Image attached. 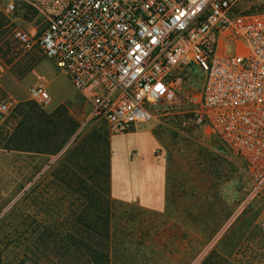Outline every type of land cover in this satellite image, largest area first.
I'll return each instance as SVG.
<instances>
[{
  "label": "rangeland",
  "instance_id": "1",
  "mask_svg": "<svg viewBox=\"0 0 264 264\" xmlns=\"http://www.w3.org/2000/svg\"><path fill=\"white\" fill-rule=\"evenodd\" d=\"M12 2L14 9L7 11ZM27 5L31 6L22 0H0V13L5 17L0 40V102L10 104L0 129L12 133L23 123L29 147V151H19L0 145V217L38 182V190L44 189L51 167L74 138L84 140L93 129L102 128L109 138L110 165L120 196L151 193L161 168L166 179V200L160 210L114 198L119 205L111 218L113 264H200L214 249L227 260L224 264H264L260 227L264 185L255 188L250 183L243 160L211 130L180 125L182 119L191 117L186 95L200 86L204 71L194 64L186 66L184 84L177 94L179 103L165 108L158 104L162 109L151 122L114 133L103 121H86L88 102L38 46L31 50L20 46L17 30L33 29L40 35L44 27L38 11L33 14ZM262 10L261 0H240L234 8L235 13ZM222 45L225 54L233 55L231 41ZM36 83L47 88L51 105L40 106L29 99L28 88ZM57 108L61 109L56 116L62 112L61 116L79 124L59 150L66 138L62 125L38 117L43 113L55 116ZM177 110L180 112L168 113ZM37 125L45 133L44 140L33 135ZM22 255L19 247L4 249L0 243L2 264H19L26 259ZM38 263L44 262L40 259Z\"/></svg>",
  "mask_w": 264,
  "mask_h": 264
},
{
  "label": "built area",
  "instance_id": "2",
  "mask_svg": "<svg viewBox=\"0 0 264 264\" xmlns=\"http://www.w3.org/2000/svg\"><path fill=\"white\" fill-rule=\"evenodd\" d=\"M22 1L44 27L40 35L17 30V41L24 50L38 46L68 77L88 102L86 121L114 133L151 122L174 104L185 67L197 65L204 78L186 95L191 117L180 125L211 130L243 160L250 183L264 185V10L235 13L240 0ZM226 40L243 51H220ZM28 95L40 106L53 103L41 83ZM9 108L0 102V120Z\"/></svg>",
  "mask_w": 264,
  "mask_h": 264
},
{
  "label": "trees",
  "instance_id": "3",
  "mask_svg": "<svg viewBox=\"0 0 264 264\" xmlns=\"http://www.w3.org/2000/svg\"><path fill=\"white\" fill-rule=\"evenodd\" d=\"M26 7L33 14L37 12L32 6ZM4 20L0 13V40ZM60 109L53 112L55 116H38L62 125L66 138L58 150L79 126L69 116H61L62 112L56 116ZM22 126L12 133L1 127L0 145L29 151ZM33 131L35 138L45 139L39 125ZM47 175L50 178L44 189L38 190V182L0 217L3 248L19 247L26 258L22 264H39L40 259L42 264H113L111 218L119 203L111 195L107 131L95 128L84 140L74 138ZM224 263L227 260L214 249L200 264Z\"/></svg>",
  "mask_w": 264,
  "mask_h": 264
},
{
  "label": "crops",
  "instance_id": "4",
  "mask_svg": "<svg viewBox=\"0 0 264 264\" xmlns=\"http://www.w3.org/2000/svg\"><path fill=\"white\" fill-rule=\"evenodd\" d=\"M219 50L225 53V49L221 45H219ZM243 49L240 48H235L234 53H239L242 52ZM176 103H179L177 98L174 100V105ZM180 111H174V112H168L169 114L173 113H179ZM207 130V129H204ZM223 144V143H222ZM165 171L161 168L160 173L158 174V182L155 185V188L151 189V193L147 195H136L133 196L132 198L129 197H122L119 195L118 191L116 190V185L113 179L112 175V169H111V179H110V184H111V195L113 198L123 201L125 203H138L139 205L145 207V208H150L154 210H160L163 208L165 205V200H166V179H165ZM153 186V183H151Z\"/></svg>",
  "mask_w": 264,
  "mask_h": 264
}]
</instances>
